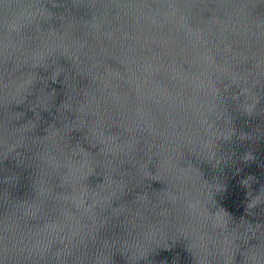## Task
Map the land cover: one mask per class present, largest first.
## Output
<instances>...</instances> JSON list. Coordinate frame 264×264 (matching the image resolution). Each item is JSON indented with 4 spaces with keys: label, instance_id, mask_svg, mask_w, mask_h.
Masks as SVG:
<instances>
[{
    "label": "water",
    "instance_id": "1",
    "mask_svg": "<svg viewBox=\"0 0 264 264\" xmlns=\"http://www.w3.org/2000/svg\"><path fill=\"white\" fill-rule=\"evenodd\" d=\"M0 264H264V0H0Z\"/></svg>",
    "mask_w": 264,
    "mask_h": 264
}]
</instances>
